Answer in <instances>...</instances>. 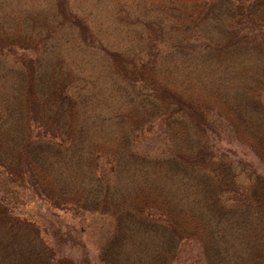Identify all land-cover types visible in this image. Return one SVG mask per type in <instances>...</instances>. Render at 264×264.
<instances>
[{"label":"rangeland","instance_id":"obj_1","mask_svg":"<svg viewBox=\"0 0 264 264\" xmlns=\"http://www.w3.org/2000/svg\"><path fill=\"white\" fill-rule=\"evenodd\" d=\"M0 264H264V0H0Z\"/></svg>","mask_w":264,"mask_h":264},{"label":"trees","instance_id":"obj_2","mask_svg":"<svg viewBox=\"0 0 264 264\" xmlns=\"http://www.w3.org/2000/svg\"><path fill=\"white\" fill-rule=\"evenodd\" d=\"M192 9H194V8H192ZM196 35H200V34H196ZM175 42H177V41L175 40ZM175 46H178L179 48H184L185 44H184V42L181 44L176 43ZM138 75H141V73H139ZM152 76H153V82L152 83H146L150 87L141 85L142 89L141 88L137 89V87H133L132 85H130V86L133 88H130V86L128 85L129 81H130L129 77L124 82L128 87L127 89H129L130 91L124 90L125 92H123V93H125L128 97L131 96V98H134V97L140 98L139 101L141 103L140 106L137 104L136 105L133 104L131 106L133 112L129 113V111H128L127 112V118H124V120H121V121L119 120L120 128L122 129V132L127 136H130V129L132 130L131 126H129L128 121H131L132 119H134L136 121V123H138L140 125H144L147 122H149L152 118L162 116V118H166L167 120H169V124H171V126L173 127L175 125L181 126V121L185 120V118H186V114H185L186 110L184 109L185 106L187 108H189L192 111V113H197V114L201 113L198 111H201L199 108H200L201 103H203L202 100H200L199 98H196V99L195 98H187L186 95L184 94V92H182L181 90H178V89L172 90L169 87L159 85L157 83V81L159 79L154 78V74H152ZM147 78H149V76L148 77L142 76V79H144V80ZM82 82H84V81L74 80L73 85L78 86V87H83L82 85H84V83H82ZM144 87L148 88V89H145ZM164 93L171 94V96H173V98L169 99V100L163 99L162 94L165 96ZM133 115H134V117H133ZM186 125H190V124L187 123ZM110 126H112L111 122H110ZM127 126H128V128H127ZM193 127H195V126H193ZM173 129H175V127H173ZM178 129H179V131L184 133V138H186V140L193 142V145H195L199 142V136H198L195 128H191V129L187 128L184 130L180 129V128H178ZM172 133L174 134V132H172ZM167 138L172 140L174 144L176 143L174 141V137L168 135ZM30 143L33 146L37 142L31 141V140L29 141L28 139H25V143L22 142L21 144L27 147ZM130 145H131V143H130ZM201 149H203V148L201 147ZM134 153L135 152H133V154ZM195 155H196L195 158L202 159L203 155H202L201 150L195 151ZM144 157H145V159L146 158L147 159L155 158L154 156H151V157L147 156L146 157L145 155H144ZM219 161H221L223 163V161H225V160H223V161L219 160ZM212 166L213 167L217 166V163H214V165H212ZM209 169H210V167H209ZM53 194L58 195V193H56V192H54ZM46 195H48L54 199L57 197L56 199L61 200V201L71 200V198L63 197L64 195L53 196L52 193H47ZM212 199H213V201H212L213 204H215L214 197ZM216 200H218V198ZM251 207H253L255 210L261 212V209L263 206H261L256 201H254V202L249 204V208H251ZM215 208L218 210L219 207L215 206ZM225 210H226V212L228 210L226 206H225ZM6 220H7V222L9 221L7 218H6ZM7 222H5L4 218L1 219V224L7 223Z\"/></svg>","mask_w":264,"mask_h":264}]
</instances>
